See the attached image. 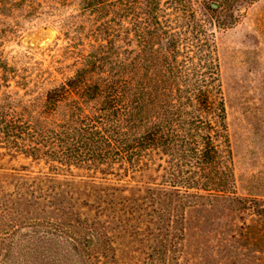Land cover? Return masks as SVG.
<instances>
[{
	"label": "trees",
	"instance_id": "16d2710c",
	"mask_svg": "<svg viewBox=\"0 0 264 264\" xmlns=\"http://www.w3.org/2000/svg\"><path fill=\"white\" fill-rule=\"evenodd\" d=\"M78 1L82 12L93 15L92 51L83 57L76 75L49 90L45 98L36 97L30 104L11 95L0 100V149L45 160L55 171L76 166L93 177L100 173L118 181L153 170L155 186L125 198H118L120 188L113 187L111 199L101 197L92 205L97 211L92 220L75 212L72 221L69 206L59 209L60 221L34 220L31 233L13 225L0 239V264H99L102 259L108 264L114 250L109 232L117 229L142 236L140 240L152 249L148 254L152 261L175 260L184 251L190 254L184 242L194 231V247L206 249V257L213 261L264 264V201L240 197L235 189L218 65L209 61L206 69L205 58L191 78L171 68H157L144 77L136 67L129 72L125 59H114L117 47L111 20L106 19L113 0ZM154 5H148L153 29L148 46L159 41L162 48L151 51L155 63L170 66L168 53L177 51L179 39L170 35L169 46L163 47L165 32L151 9ZM220 7L211 10L216 13ZM184 11L188 30L206 57L204 26ZM211 23L225 26L213 16ZM161 51L168 53L158 56ZM0 74V88L8 86L10 67L1 54ZM178 78L192 83H171ZM193 214L200 218L192 224Z\"/></svg>",
	"mask_w": 264,
	"mask_h": 264
},
{
	"label": "rangeland",
	"instance_id": "374dc122",
	"mask_svg": "<svg viewBox=\"0 0 264 264\" xmlns=\"http://www.w3.org/2000/svg\"><path fill=\"white\" fill-rule=\"evenodd\" d=\"M147 1L113 0L112 13L106 19L111 20L117 47L114 59H125L130 64L129 72L136 67L142 76L152 75L157 68H171L185 78L201 69L203 59L206 58V69L209 61H215L227 106L235 189L240 197L264 201V0ZM151 2L156 5L151 9L165 32L163 47L169 46L170 35L179 39L175 53L157 54H171L170 66L155 63L151 51L152 47L162 48L159 41L148 46L153 37L147 18ZM214 4L222 6L216 13L211 10ZM184 9L195 15L190 20L204 26L201 40L206 41V57L188 30ZM212 16L216 23L223 22L225 26L212 24ZM91 19L93 15L82 12L78 0H0V54L10 67V80L8 86L3 84L0 88V100L11 95L30 104L74 77L83 57L92 51ZM185 78L171 83H192ZM91 175L76 166L55 171L45 160L0 149V239L7 237L6 231L16 224L22 233H31L30 225L36 219L60 221L59 209L69 206L74 211L70 214L72 221L75 212L92 220L97 214L92 205L101 197L111 199L113 187L120 188L116 192L118 198L130 197L138 195L140 189L143 192L155 186L151 177H157L153 170L134 180L130 176L118 181L100 173ZM196 218L200 216L193 214L189 221L193 224L198 221ZM109 236L114 250L108 264H231L207 258L206 249L196 250L194 231L184 242L191 253L180 252L175 260L163 262L148 258L152 249L140 240L142 236H131L123 229L112 230Z\"/></svg>",
	"mask_w": 264,
	"mask_h": 264
},
{
	"label": "water",
	"instance_id": "95a60500",
	"mask_svg": "<svg viewBox=\"0 0 264 264\" xmlns=\"http://www.w3.org/2000/svg\"><path fill=\"white\" fill-rule=\"evenodd\" d=\"M214 7L217 8L218 7V4H214Z\"/></svg>",
	"mask_w": 264,
	"mask_h": 264
}]
</instances>
